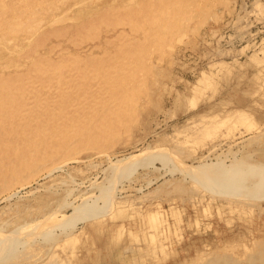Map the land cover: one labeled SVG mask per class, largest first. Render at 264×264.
<instances>
[{"label":"rangeland","instance_id":"rangeland-1","mask_svg":"<svg viewBox=\"0 0 264 264\" xmlns=\"http://www.w3.org/2000/svg\"><path fill=\"white\" fill-rule=\"evenodd\" d=\"M123 1L127 8L122 7ZM132 1L2 0L3 9L13 6L9 13L0 9V16L11 20L4 25L10 29L2 32L15 39L9 42L0 36L5 45L0 58L6 56L0 59V69L9 64L16 65L17 71L4 73L0 83L7 79L2 85L8 88L14 85L11 76L28 79L32 75L28 65L50 63L59 49L71 55L78 51L84 60L102 57L112 65L119 43L116 21L134 17L131 11L135 8L145 10L154 5L159 10V3L175 2ZM180 3L185 5L178 14L181 29L171 35L166 31L161 44L156 38L160 33L157 25L167 18L165 10L157 12L163 15L161 21L159 15L154 16L160 21L153 19L156 25L148 21L153 15L147 12L144 18L148 22L142 20L138 31L125 26L124 34L131 36L128 43L135 48L128 45L123 49L133 52L141 67L150 71L143 89L133 91L134 97L139 93L140 98H135L138 104L147 108L135 105L137 122L120 132L122 138L107 137L95 145L94 152L103 148L113 152L111 162L87 163L85 158L93 150L80 152L75 162L65 156L50 167V176L24 184L7 201L0 197V234L13 233L7 239L9 245L0 246V250L10 249L27 237V250L19 252L22 264H190L202 250L226 249L242 256L245 249L264 244V0ZM24 6L29 7V13L15 19L13 14ZM62 11L65 14L59 15ZM92 26L101 30L97 31L99 36ZM168 38L178 40L176 46ZM154 43L162 46L159 52ZM12 46L23 50V59L8 55L6 50ZM149 52L154 59L150 60ZM178 53H183L182 57ZM106 117L109 122L128 119L111 113ZM42 221L46 225H41ZM23 222L26 227L19 226ZM37 254L41 259H36Z\"/></svg>","mask_w":264,"mask_h":264},{"label":"bare ground","instance_id":"bare-ground-1","mask_svg":"<svg viewBox=\"0 0 264 264\" xmlns=\"http://www.w3.org/2000/svg\"><path fill=\"white\" fill-rule=\"evenodd\" d=\"M58 1L61 2L63 0H58ZM84 1L90 2L91 0H84ZM126 1L127 2L129 1V3H130L132 0H126ZM173 1H175V2H172L171 5H165L164 3L163 4L159 3V5H160V7H158V8H160L159 10L160 11L165 10V12H166V15H165L164 11L162 12V13H164L163 15L167 17L166 19H164V21H161V17L163 15L160 16V12L157 14V12L159 10H156L154 8V5L153 6L151 5V7L148 5L147 8L149 7V9H145V10L143 8H135L133 11L130 10L134 16V17H132V15H131V17L134 19L122 18L120 21L119 20L116 21L115 25L120 26L119 27L120 30L116 34V36L118 37L116 39L117 40L119 39L118 40L119 43L116 46V49L118 48L116 50L117 54H114L116 56H115L113 62H111L112 65L107 64L108 62L105 61L106 59H104L102 57L101 58L99 57L98 59H96V57L94 56L95 58H93V59H95V60H93V61L92 60L91 61L90 60H84L83 58H81V55L79 54L78 51L76 52V54L71 55V54H68L66 51H63L62 49H59L56 52L55 57L53 58V61H51L50 63L48 60V62H46L48 64H46V65H44L43 63L31 64V66L28 65V67L26 69H28V70L31 69V71H29V72L32 73V75H30L31 77L29 76L28 79H26V80L17 79L18 78L17 75H14V79H12V76H11V79H9V80H11L14 83V85H11V87H10L9 86L10 84H9L8 88H6V86L4 87L2 85L3 82H7V79H5L3 82L1 80V83H0V197H2L4 200L7 201V200L11 199L12 197H14L15 194H17V192H18L17 189H19L20 187H23L24 184H28L32 181L36 182V180H38L41 176H46V175L50 176V170H49L50 167L52 165H54L55 163H57L61 158H64L65 156H70V158L67 157L70 161H71V159H73L72 161H74V160L79 161V157L77 155H80V152H82V151L85 152L87 150H93V151H91L92 153L90 154V156H88L87 159L85 158L87 163L92 164V162H94V160H100V161H104V162L107 161V163L111 162L112 158L114 157V154H112L113 152L111 153V152H109L110 150L107 151L105 148H103V150L97 149V151L94 152L96 150L95 145L101 140H106L107 137H115V136L119 137L118 135L120 134V132L123 129H127L128 127H130L129 123L131 124L132 127H133V125L136 124V122H137L136 118L138 117L136 107L139 109L138 105L140 106V104H142V103L139 102L140 104H138L139 100L136 101L135 98H137V97L140 98L139 93H138V95H136L134 97V94H136V93H134L133 91L143 89V87H144L143 85L145 83L146 77L148 76V73L150 72V71L148 72V70L146 68L141 67V63L139 61H137L136 56L133 57L131 55V54H133V52L127 53L128 50L125 51V49H123V46L127 47L128 45L131 49L135 48L128 43L129 40L127 39V37H131V36H128L126 33L125 34L127 36H125V34H124L125 26H127L133 30L138 31L139 29H141L143 27L144 21L142 23V20H145V23L148 21L152 22V21H154L153 19H156V17H154V16L158 17V15H159L160 17L158 19H160V21L162 23L157 25V27L160 26L159 27L160 33H159L158 37L156 35V38H157V40H159V42H160V40L162 41L166 31H167L168 35H171L172 33L179 31L181 29V26H182V23L180 26L179 21L181 20V17L179 15L180 20H178V14L180 13L179 11L185 5H184V3H180V0L177 2H176V0H173ZM200 1L207 2L208 0H200ZM132 2L136 3L135 1H132ZM160 2H163V0ZM182 2H183V0H182ZM213 2L214 1H212V3ZM2 3H3L2 0H0V9H3L2 8L3 6H1V5H4V4H2ZM124 3L125 2L123 1L122 4L125 5ZM134 3H132V5H134ZM65 4H66V2H65ZM72 5H73V3H72ZM93 5H94V3H93ZM129 5L132 6L131 4H129ZM187 5H188V3H187ZM74 6L76 7V5H74ZM98 6H100V5H98ZM104 6H103V8H104ZM135 6H137V5H135ZM193 6H194V4H193ZM5 7H6V5H5ZM107 7H109V5H107ZM122 7L127 8L126 5L122 6ZM80 8H82V7H80ZM91 8H94V7H92V5H91ZM110 8L114 9V7H110ZM119 8H118L119 11L122 10L121 8L120 9ZM197 8H198V5H197ZM197 8H195V9H197ZM206 8H204V9H206ZM113 9H111V10L114 11ZM129 9H130V7H129ZM3 10L4 11L9 10L8 11V13H9L10 11H13V6H8V7L4 8ZM29 10L30 9L28 6L20 7L19 10L13 14L14 18L16 19L22 15H27L29 13ZM98 10L100 11V9H98ZM107 10H105V11H107ZM111 10L109 9V11H111ZM206 11H207V9H206ZM208 11H210V10H208ZM147 12H149V14L151 13L150 15H153L152 20H148L146 17H145L146 19L144 18V16L148 15V14H146ZM186 12H185V15L188 14V12L187 13ZM182 13H183V11H182ZM62 14H65V13L63 11L61 13H59V15H62ZM213 14H214V11H213ZM59 15H58V17H59ZM94 15H96V14H94ZM112 15L114 18L113 12H112ZM112 15H111V17H112ZM1 16H0V36H4L3 38H5L6 41L12 40V38L15 39L14 36L10 37L11 34H9V35H7V33L3 34L2 31L4 30V28L10 29L8 27H5L4 25H8V22L11 20H6V18H2ZM33 16H35V13L30 15V17H33ZM86 16H88V15H86ZM107 16H109V15H107ZM58 17H56V18L59 19L60 21L63 20V19L58 18ZM126 17H128V16H126ZM194 17L196 19V15ZM199 17H201V16H199ZM80 18L82 19V17H80ZM116 18L118 19V17H116ZM187 18L189 19V16H186V19ZM65 19L67 20V18H65ZM107 19H109V18H107ZM186 19L184 18V21ZM191 19H193L192 16H191ZM66 20H65V22H67ZM69 21L70 20H68V22ZM160 21L159 20L157 21V19H156V22H160ZM102 22H104V21H102ZM102 22H100L101 25H102ZM156 22H155V25H156ZM181 22H183V21H181ZM190 22L191 21L189 20V23ZM194 22H197V20ZM199 22H200V20H198V23ZM189 23H186V25ZM203 23H204V21H203ZM106 26L109 28L108 25H106ZM106 26H105V28H107ZM151 26H153V25H151ZM183 26H184V24H183ZM196 26L200 27V25H198V24H196ZM94 27H95V25H94ZM192 27L193 26H191V29H192ZM188 28H190V26ZM92 29H94L93 26H92ZM92 29H91V31H92ZM193 29H194V27H193ZM85 30H89V28H87ZM182 30H183V28H182ZM94 31H95V29H94ZM97 31H99V30H97ZM97 31H95V32L98 34ZM100 31H99V33H100ZM187 32H189V31H187ZM58 34H60V33H58ZM89 34H91V33H89ZM97 34L96 35L93 34V35L96 37ZM179 34L180 33H178V37H179ZM166 35H165V37H166ZM85 36L88 37V35H85ZM89 36H91V35H89ZM98 36H99V34H98ZM7 37H9V39ZM95 37H94V40L98 39ZM149 37H151V36H149ZM175 37L173 36V38H175ZM173 38H172V40H174ZM180 38H181V35H180ZM136 39H138V38H136ZM3 40L4 39H2V40L0 39V49H3V47L5 46V45L3 46L1 43V41H3ZM29 40H30L29 38L25 40L26 45H27V43H29L28 42ZM138 40L141 41L140 39H138ZM157 40L155 41V43H157ZM165 40H166V38L163 41H165ZM172 40H170V41L173 42ZM92 41H93V39H92ZM9 42H13V41H9ZM176 42H178V40ZM3 43H4V41H3ZM155 43H154V46L159 45V44L155 45ZM160 44H161V42H160ZM180 44H181V42H180ZM163 45H166V44H163ZM95 46L98 47V45H95ZM95 46H93V47H95ZM171 46H172V43H171ZM173 46H176L175 43ZM109 47H110V45H109ZM157 47H160L157 50L159 52V50L161 49L162 46L160 45ZM164 47H166V46H163V50L166 49V48L164 49ZM138 48H141V47H139V45H138ZM112 49H114V48H112ZM93 50L95 51V48ZM154 50H155V47H154ZM166 50H168V49H166ZM261 50L263 51V49H261ZM1 51L2 50H0V52ZM6 51L8 52V55L12 56L13 58H16L19 60L23 59V52H22L23 50L22 49H19L16 47H13V48L10 47V50L9 51L6 50ZM134 51H136V49H134ZM175 51H177V50H175ZM257 51H259V50H257ZM4 52H5V50H4ZM105 54L108 55V53H105ZM149 54H150V52H149ZM161 54H162L161 56H163V52ZM166 54H167V52H166ZM166 54L164 53V57H166ZM178 54L180 55L179 56V58H180V57H182L181 54H183V53H181V54L178 53ZM262 54H264V53H262ZM48 55H50V54H48ZM86 55H88V54H86ZM93 55L94 54H92V57H93ZM102 55L104 56V52H103V54H101V56ZM4 56L1 58H6V56L5 57ZM151 56H150V60H151V58L154 59V57L153 56L151 57ZM170 56H173V55L170 54ZM170 56H169V59H170ZM189 56H191V54ZM89 57H91V56H89ZM145 57H148V56H145ZM168 60L166 59V61H168ZM147 61H148V59H147ZM159 61L162 62L161 60H159ZM163 63H164V61H163ZM163 63H161V64H163ZM217 64L220 65V63H217ZM5 66L6 67H4V69L3 68H1L2 70L0 69V78L1 79H3L2 75L4 73L7 72L8 74H16L15 71H17L16 65L15 66L14 65L9 66V64H7V65L5 64ZM170 66H172V65H169V67ZM154 67H157V66H154ZM154 67H153V69L155 70ZM164 67L166 68L165 65H164ZM160 68H162V67H160ZM158 70H156V71H158ZM164 71L166 72V70H164ZM148 79H147V81L149 82ZM174 80L177 81L176 79H174ZM205 82H206V80H205ZM207 82H206V84H207ZM157 83H158V81H157ZM200 85H202V84H200ZM153 86H154V84H153ZM204 87H205V85H204ZM156 89H158V86ZM148 91L151 92L152 90L150 89ZM149 95H151V94H149ZM149 99H151V96L148 98V100ZM135 105H136V107H135ZM144 108H142L140 106V109H144ZM146 108H147V106H146ZM109 113L116 114V116H118V118L123 116L124 118H128V119L127 120L119 119L117 121L109 122V120L106 117L107 114H109ZM140 116L138 119H140ZM165 124H167V123H165ZM138 126H140V125L138 124ZM136 128H138V127H136ZM130 130H133V129H130ZM127 132H129V131H127ZM128 134H126V135H128ZM121 135H123V133H121ZM126 135H125V137H126ZM130 135H131V132H130L129 136ZM119 138H122V136ZM253 139H254V137H253ZM257 139L259 140V138H257ZM113 140H115V139H113ZM120 142H118V144ZM258 142H260V141H258ZM105 144H106V142H105ZM109 145H111V143ZM112 147H114V145H112ZM132 150H133V148H132ZM82 160H84V159H82ZM216 160H219V157H216ZM83 162H85V161H83ZM100 163H102V162H100ZM87 165H89V164H87ZM94 165H95V163H94ZM68 166H70V165H68ZM84 166H86V165H84ZM233 176H234V174H233ZM23 196H24V194H23ZM3 208H5V207H3ZM44 221H46V220H44ZM44 221L40 222V224L41 225L45 224ZM55 222L56 221H54L53 224ZM19 226L26 227V224L23 222V223H20ZM12 235H13V233H9V231L1 233L0 234V236H1L0 237V246H8L9 240H7V239H11L10 237H12ZM66 240L67 239H65L64 241H66ZM68 241H70V240H68ZM29 242L30 241H27V237L20 238L19 242H16L17 244L15 246H13L10 249L8 248L9 250L8 249L0 250V264H22V257L19 255L20 254L19 252L27 250L26 247H27V243H29ZM228 243L229 242H227V244ZM165 247L167 248L168 246L165 245ZM213 249H215V248H213ZM36 250L33 253H35ZM225 250H221V251L214 250L213 252L212 251H209V252L205 251L204 252L202 250V254L201 255L199 254L200 255L199 258L192 261V263L190 262V264H264V244L263 245H257L254 248L252 247L250 250L245 249V252L242 256H238V255L235 256L234 254L231 253V251H228V250L225 251ZM200 251H199V253H200ZM197 253H198V250H197ZM118 256H120V253L118 254ZM161 257H163V256H161ZM38 258L41 259V256L39 254H37L36 259H38ZM46 261H47V259H46Z\"/></svg>","mask_w":264,"mask_h":264}]
</instances>
